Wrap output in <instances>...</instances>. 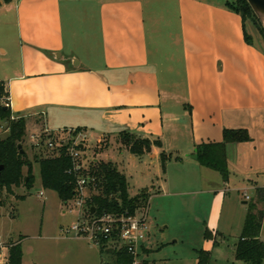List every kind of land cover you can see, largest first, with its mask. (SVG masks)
<instances>
[{
	"label": "crops",
	"instance_id": "1",
	"mask_svg": "<svg viewBox=\"0 0 264 264\" xmlns=\"http://www.w3.org/2000/svg\"><path fill=\"white\" fill-rule=\"evenodd\" d=\"M228 2L0 0V82L13 116L27 128L39 119L41 131L80 128L92 143L124 132L159 140L162 148L144 156L180 157L199 178L196 194L246 184L262 212L264 50ZM225 130L250 136L227 145L226 180L190 158L222 143ZM151 252L143 247V264H152Z\"/></svg>",
	"mask_w": 264,
	"mask_h": 264
},
{
	"label": "rangeland",
	"instance_id": "2",
	"mask_svg": "<svg viewBox=\"0 0 264 264\" xmlns=\"http://www.w3.org/2000/svg\"><path fill=\"white\" fill-rule=\"evenodd\" d=\"M246 26L264 50V36L259 27L252 20H248ZM50 127L55 128L54 124ZM41 128L39 119L33 120L27 128L23 148L32 161L36 154L57 155L32 148L31 135L39 134ZM7 135L6 125L0 123V138ZM123 138L108 136L99 143L91 142L85 155L86 165L89 166L92 160L114 163L127 176L132 196L145 188L152 190V195L159 192L148 207V233L143 244L152 249L149 258L152 264H197L196 251L199 250L211 255L210 264H243L236 260L232 247L241 239L250 206L259 200L258 192L246 184L237 183L235 187L231 181L227 193L196 194L199 178L187 171L186 165L174 157L163 169L161 160L154 162L147 156L137 158L129 153ZM33 174L35 183L30 191L14 188L15 196L4 193L5 205L0 208V239L5 246L0 254L5 261L8 245L23 239V264H115L111 251L102 254L100 247L87 239L74 241L76 238L69 230L79 220L76 202L73 200L65 205L57 193L45 190L38 164H34ZM91 193L89 189L87 196ZM18 196H25V199H18ZM215 196L213 218L209 222L207 206L211 207ZM258 207L264 213V204ZM207 231L217 234L216 240L212 235L206 239ZM260 237L264 241V222ZM113 248V245L108 247L109 250Z\"/></svg>",
	"mask_w": 264,
	"mask_h": 264
},
{
	"label": "trees",
	"instance_id": "3",
	"mask_svg": "<svg viewBox=\"0 0 264 264\" xmlns=\"http://www.w3.org/2000/svg\"><path fill=\"white\" fill-rule=\"evenodd\" d=\"M227 8L242 17L245 27L248 20L254 21L264 36V28L246 0H237L236 3L230 1L227 3ZM245 39L247 43H253L246 33ZM5 93L4 84L0 82V96ZM12 116L11 108L0 107V123H5L8 129V135L0 138V168L2 167L0 170V208L5 205L4 193L14 195V188H24L27 191L33 188L35 183L33 167L34 164H38L43 188L57 193L65 205L77 198V182L80 178L94 180L89 186L92 193L84 206V211L91 217L106 215L117 218L131 217L147 209L151 197L150 191L144 189L136 196H131L127 177L112 162L92 160L87 169L75 170V161L68 153V147L63 146L53 151L45 147L33 146V149L40 152H56L57 155L44 157L36 154L34 161L30 160L24 148V153H21L19 149L20 145L24 147L27 122L24 118L12 120ZM119 136L124 137V145L129 153L136 157L152 153L154 147L162 148L159 140L151 141L126 132ZM249 140L250 136L246 130H225L222 143L206 144L198 148V162L203 167L219 172L226 180L229 176L227 145L244 143ZM160 158L163 169L172 160V157L165 153H162ZM175 160L180 161L181 158L176 157ZM24 169H27V174H24ZM18 199H25V196H18ZM263 220V212L258 210L256 204L251 205L241 239L237 244L235 252L237 261L243 264H264V242L260 239ZM205 238H211L209 231L206 232ZM22 240L10 244L8 264H23ZM117 240L118 233H115L113 242L109 239H102L99 244L101 253L111 251L115 264H132L133 256L125 247L118 248ZM112 245L114 248L109 250L108 247ZM197 258V264H210L211 262L210 254L203 250L197 251Z\"/></svg>",
	"mask_w": 264,
	"mask_h": 264
},
{
	"label": "built area",
	"instance_id": "4",
	"mask_svg": "<svg viewBox=\"0 0 264 264\" xmlns=\"http://www.w3.org/2000/svg\"><path fill=\"white\" fill-rule=\"evenodd\" d=\"M0 107L10 108L11 100L9 94L5 93L0 96ZM12 120H16L12 116ZM5 124V123H4ZM6 125V124H5ZM8 132V129L6 128ZM32 145L36 148L45 147L51 151L58 147H68V153L75 161V170L87 169V160L85 158L89 144L91 143L90 135L85 130L65 129L56 132L41 131L39 134L31 135ZM94 181V180H92ZM88 178H80L77 182V198L74 200L79 208V220L73 225L69 232L75 238L87 239L99 246L102 239H109L113 242L115 233H118V248L125 247L128 253L133 256L132 264H143V244L147 238L148 221L147 210H142L138 215L131 217L117 218L112 215L103 217H91L84 211L87 201V191L90 189L92 182ZM43 196V193H41ZM248 200L249 197L246 196ZM114 245V243H113ZM5 244L0 239V250ZM10 245H8L9 249ZM2 254H0V264H8Z\"/></svg>",
	"mask_w": 264,
	"mask_h": 264
},
{
	"label": "water",
	"instance_id": "5",
	"mask_svg": "<svg viewBox=\"0 0 264 264\" xmlns=\"http://www.w3.org/2000/svg\"><path fill=\"white\" fill-rule=\"evenodd\" d=\"M246 1L250 5V7L252 8V10L254 11V13L256 14V16L258 17V19L260 20V22L264 28V0H246ZM19 149H20L21 153H24L22 145L19 146ZM190 158H192L194 160H198L197 153L194 156H190ZM1 169H2V167L0 168V170Z\"/></svg>",
	"mask_w": 264,
	"mask_h": 264
}]
</instances>
